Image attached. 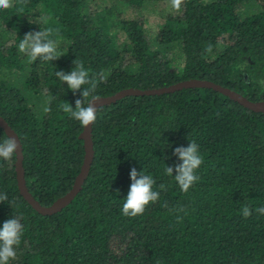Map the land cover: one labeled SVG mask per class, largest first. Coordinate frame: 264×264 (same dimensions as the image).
I'll list each match as a JSON object with an SVG mask.
<instances>
[{
	"label": "trees",
	"instance_id": "16d2710c",
	"mask_svg": "<svg viewBox=\"0 0 264 264\" xmlns=\"http://www.w3.org/2000/svg\"><path fill=\"white\" fill-rule=\"evenodd\" d=\"M42 15L47 25L36 23ZM41 27L60 30L61 56L29 63L18 45ZM76 59L104 75L98 97L197 78L264 101V0H184L179 12L170 0H13L0 10V115L20 137L28 188L45 206L72 189L84 161V127L59 107L74 108L80 91L55 76ZM92 137L82 190L52 215L21 196L16 154L0 159V227L9 218L23 225L9 264H264V215L255 211L264 206V113L209 87L129 95L98 108ZM190 141L203 163L185 193L164 169ZM132 167L153 176L160 195L127 217Z\"/></svg>",
	"mask_w": 264,
	"mask_h": 264
},
{
	"label": "clouds",
	"instance_id": "9594fccd",
	"mask_svg": "<svg viewBox=\"0 0 264 264\" xmlns=\"http://www.w3.org/2000/svg\"><path fill=\"white\" fill-rule=\"evenodd\" d=\"M184 0H170L171 10L179 12ZM13 6V0H0V10L8 9ZM50 17L42 15L36 23L47 25ZM59 29L52 27H41L39 31H30L20 40L18 51L27 56L28 62L32 63L38 59L43 61H54L61 56L57 52ZM75 67L70 72L56 71L55 76L62 83L67 84L73 94L80 91V98L75 100L73 108L69 103L61 104L59 107L71 118L79 121L83 127L92 125L96 120L98 96L96 89L98 82L105 79L104 75H90L89 70L84 67L83 61L74 60ZM87 85V87H84ZM82 89V91H81ZM45 108V111H50ZM21 147L19 141L14 136H8L0 141V159L9 160L14 154H18ZM173 155L177 157L178 163L173 166H167L164 172L173 177L182 192H188L190 187L197 182L200 177L196 175V170L203 163L199 153V145L195 141H190L185 146H177ZM175 170V175L173 171ZM131 183L124 203L122 205V215L127 217H136L143 214L146 206L158 200L160 193L153 190L156 184L153 176L145 174L143 171H137L135 167L130 171ZM160 189L166 190L164 184L159 185ZM7 200L6 194H0V202ZM183 211V209H180ZM252 209L245 204L241 213L244 218L252 215ZM255 211L264 215V206L258 207ZM181 217L177 216V221ZM23 234V225L18 218H9L4 221L0 227V264H9L10 260L16 258L15 247L19 245Z\"/></svg>",
	"mask_w": 264,
	"mask_h": 264
},
{
	"label": "water",
	"instance_id": "95a60500",
	"mask_svg": "<svg viewBox=\"0 0 264 264\" xmlns=\"http://www.w3.org/2000/svg\"><path fill=\"white\" fill-rule=\"evenodd\" d=\"M191 87L213 88L225 94L229 98L240 103L241 105L245 106L248 109H251L256 112L264 113V101L250 100L246 96L242 95L241 93L229 87L222 86L221 84L215 83L210 80L197 79V78L179 81L177 83H174V84H171L165 87L146 89V90H142L140 88H133V87L126 88L111 96L98 97L99 99L96 102L97 110L102 105L115 102L129 95H161L164 93L175 92V91H178L184 88H191ZM0 127L4 130L7 136L16 137L21 145V147L18 149V154H16V161H15L17 184H18V188H19L21 196L37 212H39L42 215L55 214L61 211L66 206H68L74 200V198L78 195V193L82 190L83 185L90 173L91 166L94 161L95 150H94V140L92 137L93 124L87 126L86 128L84 127L83 131L80 134V137L84 139L85 155H84V161H83L80 173L76 177L72 189L69 192H67L65 195H63L62 197L58 198L51 205H48V206H45L40 201H38L28 188L26 176H25L26 171L24 168L23 145H22L19 135L12 128V126L8 123V121L1 115H0Z\"/></svg>",
	"mask_w": 264,
	"mask_h": 264
},
{
	"label": "rangeland",
	"instance_id": "374dc122",
	"mask_svg": "<svg viewBox=\"0 0 264 264\" xmlns=\"http://www.w3.org/2000/svg\"><path fill=\"white\" fill-rule=\"evenodd\" d=\"M158 8H159V10L157 11V13L152 15L150 18V23H152V24H155L158 21V19L161 17L159 15V12H161L163 9L161 7H158Z\"/></svg>",
	"mask_w": 264,
	"mask_h": 264
}]
</instances>
